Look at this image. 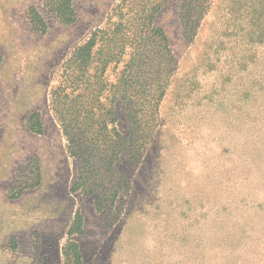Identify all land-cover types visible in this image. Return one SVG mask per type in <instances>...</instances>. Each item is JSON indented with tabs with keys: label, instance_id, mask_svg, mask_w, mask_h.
Returning <instances> with one entry per match:
<instances>
[{
	"label": "rangeland",
	"instance_id": "374dc122",
	"mask_svg": "<svg viewBox=\"0 0 264 264\" xmlns=\"http://www.w3.org/2000/svg\"><path fill=\"white\" fill-rule=\"evenodd\" d=\"M245 1L0 0V264H65L68 240L85 264H264V44L246 43ZM56 94L98 137L81 158Z\"/></svg>",
	"mask_w": 264,
	"mask_h": 264
},
{
	"label": "trees",
	"instance_id": "16d2710c",
	"mask_svg": "<svg viewBox=\"0 0 264 264\" xmlns=\"http://www.w3.org/2000/svg\"><path fill=\"white\" fill-rule=\"evenodd\" d=\"M228 1H229V5L232 6L231 9L232 8L235 9V8H239L245 0H228ZM65 2L66 3L64 5V8L66 9V11L69 12L70 11L69 0H65ZM200 2L204 3L205 0H200ZM245 2H247L250 5L254 14H257V18L253 19L254 21L250 22L251 27L248 29L247 32L246 43L264 44V0H246ZM198 9L200 12L203 11L202 6L200 5L198 6ZM31 16L34 23L40 27V30L44 31L45 23L35 9L31 10ZM69 21H71V19H69ZM161 39L163 40L166 39L164 34H161ZM95 44H96V40L92 38L88 40L83 46L78 48L77 56H76L77 62L74 61V63H79L81 67L88 66L91 61L92 49L95 46ZM136 51L137 52L132 54V57L130 58L129 61V66L131 68L133 66L137 67L143 62L142 59L144 55L140 50L137 49ZM1 61H2V56L0 53V62ZM61 97H62L61 94L55 95L54 97L55 104L53 105V109L57 117V120L59 121L61 131L68 142V146L71 149V152L77 155L79 158H81L82 154L86 152L87 146L91 145V144H86L84 139H87L88 141L90 140L95 141L98 139V137L94 136L92 138L89 137L85 138L86 136L80 133V126L77 124V122L74 121L73 118H71L67 114L69 109L71 108H69L66 104L61 103ZM99 123L100 124L104 123V120L100 121ZM84 164L87 165V163ZM80 169L81 172L84 171L83 173L84 174L86 173L84 167H80ZM84 177L81 176L80 180L84 179ZM81 221H82L81 216L79 214H76V217L73 222L74 228H71L69 230V233H72L73 230L80 233L82 231ZM63 255L65 259V264H85L83 261L79 244L75 241L72 240L67 241V243L63 246Z\"/></svg>",
	"mask_w": 264,
	"mask_h": 264
}]
</instances>
